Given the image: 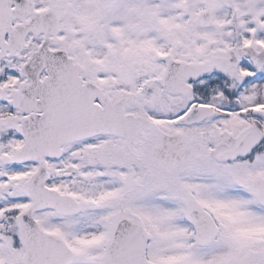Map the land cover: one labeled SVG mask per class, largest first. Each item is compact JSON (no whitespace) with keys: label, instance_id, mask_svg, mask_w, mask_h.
<instances>
[{"label":"snow or ice","instance_id":"6c2138e0","mask_svg":"<svg viewBox=\"0 0 264 264\" xmlns=\"http://www.w3.org/2000/svg\"><path fill=\"white\" fill-rule=\"evenodd\" d=\"M0 264H264V0H0Z\"/></svg>","mask_w":264,"mask_h":264}]
</instances>
